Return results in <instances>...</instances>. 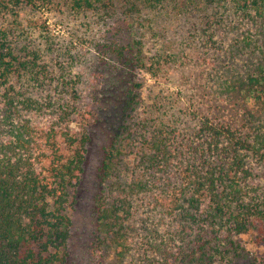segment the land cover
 Returning a JSON list of instances; mask_svg holds the SVG:
<instances>
[{
	"label": "trees",
	"instance_id": "trees-1",
	"mask_svg": "<svg viewBox=\"0 0 264 264\" xmlns=\"http://www.w3.org/2000/svg\"><path fill=\"white\" fill-rule=\"evenodd\" d=\"M51 7L101 26L124 12L121 22L89 41L94 54L83 59L97 83L96 105L104 95L106 108L117 107V126L97 168L92 263L121 264L134 244L145 264H264V194L249 184L245 162L256 158L264 183V131L256 125L250 137L203 119L192 133L202 143H179L169 118L139 117L134 74L145 66L135 26L140 9L165 7L167 14L200 19L190 30L206 37L205 46L216 31L234 36L228 51L233 63L245 54L255 61L244 70L228 67L219 93H233L264 114V0H0V264H69L74 194L90 125L99 122L92 118L79 133L35 122L54 104L36 92L57 76L64 89L66 62L82 57L72 55V42L55 49L44 26L22 18L23 10ZM245 17L253 33L243 29ZM35 36L44 42L35 43ZM49 51L60 60L59 72L45 59ZM55 106L57 118L65 119L67 102ZM172 166L174 176L160 177ZM141 222L146 233L138 242ZM242 236L256 251L239 241Z\"/></svg>",
	"mask_w": 264,
	"mask_h": 264
},
{
	"label": "rangeland",
	"instance_id": "rangeland-1",
	"mask_svg": "<svg viewBox=\"0 0 264 264\" xmlns=\"http://www.w3.org/2000/svg\"><path fill=\"white\" fill-rule=\"evenodd\" d=\"M164 9L165 7L140 9V23L135 25L138 27L136 36H139L142 42V55L145 62V66L137 67L134 72L140 85L138 90L140 104L137 109L139 117L146 120L169 118L172 121V128L177 127L179 143L184 140H193L198 145L202 143V138L194 136L192 139V133L197 131L203 119L229 125L236 133H244L250 137L252 128L256 125L259 127L258 132H263L264 114H257L253 104L244 99H237L233 93H226V95L219 93L217 87V83L223 80L228 67L235 65L237 69L244 70L255 60L245 54L242 57H236L234 64L233 59L230 55L228 56L229 44L235 39L233 35L227 33L223 37L220 31H216L212 40L208 41L205 46L203 38L206 37L198 33L194 35L190 30L192 23L200 19H182L173 14H167ZM61 10L62 13L58 12L59 7H51V10L42 8L35 11L23 10L22 13V18L31 19L37 25L45 27L52 37L55 49L66 47L72 42L70 47L71 52L73 51L72 55L82 56L79 62H66L67 75L64 76V80L68 84L64 89L58 84L57 76L49 88L39 89L35 94L37 99L47 97L55 105L67 102L68 116L59 120L57 117L61 112L58 111L57 106L52 104L48 108L45 107L46 110L35 122L79 133L90 125L89 121L99 120L95 125H93L94 121L90 125V140L87 146L84 172L74 194L75 201L70 215L72 229L69 264H93L89 244L95 229L93 198L99 189L96 178L97 168L102 159L101 149L107 143L112 130L117 126V107H112L114 110L106 108L105 99L107 97L104 95L100 98L99 106L96 105L94 90L97 83L92 81L89 63L83 59L94 54L92 48L89 47V41L92 38L100 39L103 30L108 29L111 23L116 25L121 22L124 12L119 20L115 16L110 23L101 26L89 18L69 14L62 8ZM122 10L119 8V11ZM245 18L243 29L253 33L254 29L248 20L249 17ZM37 34L38 31L34 33V35ZM38 42L43 43L44 39L35 36V43ZM261 44L264 47V41ZM45 59L54 72H59L60 60L57 61L55 53L49 51ZM262 60L264 63V58ZM245 162L246 167L250 169L249 184L264 194L261 169L256 158L248 156ZM134 164L135 162L132 163ZM174 167L172 166L160 177L174 176ZM152 225L160 229L161 223L158 227L154 223ZM144 227L142 222L138 223V242L146 233L142 230ZM162 234L160 231L159 236ZM239 241L248 250L256 251L249 237L242 236ZM132 246L133 248L131 247L121 264H145V256L141 249H138L139 246L136 247L134 244Z\"/></svg>",
	"mask_w": 264,
	"mask_h": 264
}]
</instances>
